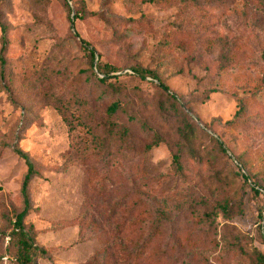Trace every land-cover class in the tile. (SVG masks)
<instances>
[{"label":"rangeland","instance_id":"obj_1","mask_svg":"<svg viewBox=\"0 0 264 264\" xmlns=\"http://www.w3.org/2000/svg\"><path fill=\"white\" fill-rule=\"evenodd\" d=\"M81 39L94 65L117 69L107 82ZM189 127L204 157H184L181 176L173 149ZM18 149L38 171L25 216L38 264H252L264 252V0H0V264H17Z\"/></svg>","mask_w":264,"mask_h":264},{"label":"trees","instance_id":"obj_2","mask_svg":"<svg viewBox=\"0 0 264 264\" xmlns=\"http://www.w3.org/2000/svg\"><path fill=\"white\" fill-rule=\"evenodd\" d=\"M149 2H163L166 0H148ZM91 14L98 15L101 14L100 11H95L91 12ZM77 17V15H76ZM82 45L84 46L85 49L90 51V56L92 57V62L94 65V61L96 59V50L90 46V43L88 41L81 39ZM7 37L5 33L3 34V46L1 49L2 53V58H1V64L2 66L5 65V57L3 54L7 50ZM96 68H98L99 72L102 73L104 76L98 77L101 82H107V79L110 75L111 72L117 71V69L113 66L109 65H101L99 62L94 65ZM108 67L109 70H105L104 68ZM133 71L138 74L139 76L146 77L147 75H151L154 78L158 79V76L152 71L147 68L143 67H133ZM116 77V76H114ZM159 87L162 90L163 94H165V98L167 101L170 102V106L172 110L177 111L178 114L183 116V120L187 117V114L183 109L178 104V100L175 94L170 92L169 86L161 81L159 79ZM167 101L159 102V108L162 112H165L168 109L167 106ZM178 105V106H176ZM112 113H117L121 108V104L119 101H116L112 103L108 109ZM245 107H240V109L235 113L234 117L230 120H228V123H235L236 120L241 116V114L244 112ZM185 117V118H184ZM133 120H140L142 123V127L150 132L153 130L152 127L149 126V124L139 118L138 116H132L131 117ZM184 128H179L178 134L180 135L181 141L178 143L177 149H173V162L176 166V170L178 171L179 175L184 176L186 175L185 173V165L182 163V160L184 157L189 156L190 158L194 159L195 161L201 162L203 160V154L200 153V151L194 146V140H193V135L192 132L190 131V127L188 128V131H184ZM158 136V134L156 135ZM123 137V134H120V138ZM161 140V138L158 136L154 145H157L158 142ZM220 148L224 151L227 152V149L224 147L223 142H219ZM18 153L25 158L26 163L28 165V170L27 173L24 177L23 183H22V196H23V202H24V207L23 209L16 213L15 219L13 221V229L9 233L11 238H10V244L12 245L13 249L15 250L17 254V264H38V258L42 255L45 254L46 250L43 248L41 245H39L36 241L35 234L33 231V226L30 225L29 227L25 224V216L29 212V210L32 207L31 203V197H30V191H29V185L31 180L33 179L34 176L38 174V171L35 167V164L32 162L30 159L28 153L23 151L22 149H18ZM239 162L243 165L242 160L240 159ZM238 163V162H237ZM239 164V163H238ZM239 164L242 168L243 166ZM245 181H248L250 179L249 174H244ZM253 189L256 194H264V187H256V184L253 185ZM263 216V214H260ZM207 216H210L209 214ZM159 225L157 224L155 226L156 229L158 228ZM142 246L141 248L138 249V252H143L142 251ZM252 264H264V252H262L259 249H253L252 251Z\"/></svg>","mask_w":264,"mask_h":264}]
</instances>
